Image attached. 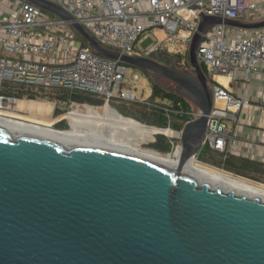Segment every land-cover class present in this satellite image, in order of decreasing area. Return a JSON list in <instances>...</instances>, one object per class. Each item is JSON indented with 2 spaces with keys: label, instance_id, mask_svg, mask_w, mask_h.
I'll return each mask as SVG.
<instances>
[{
  "label": "water",
  "instance_id": "1",
  "mask_svg": "<svg viewBox=\"0 0 264 264\" xmlns=\"http://www.w3.org/2000/svg\"><path fill=\"white\" fill-rule=\"evenodd\" d=\"M28 1L69 21L99 55L176 83L200 112L182 128L178 163L0 125V264H264V200L183 170L202 148L214 102L198 58L204 34L218 23L257 27L264 20L201 13L187 70L176 57L162 62L169 57L163 51L153 57L106 48L63 5Z\"/></svg>",
  "mask_w": 264,
  "mask_h": 264
},
{
  "label": "built area",
  "instance_id": "2",
  "mask_svg": "<svg viewBox=\"0 0 264 264\" xmlns=\"http://www.w3.org/2000/svg\"><path fill=\"white\" fill-rule=\"evenodd\" d=\"M50 1L63 5L104 47L153 57L163 51L170 58L176 57L177 66L187 70L193 69L186 54L201 13L264 20V0ZM157 27L166 36L146 48L139 47L145 32ZM198 49L214 99L202 147L224 157L230 154L264 163V26L214 24ZM140 79L139 72L128 74L126 63L95 52L66 19L28 0H0L1 116L35 123L26 120L17 108L21 99L16 94L18 86L24 87L23 98L27 100H36L30 91L63 88L93 94L104 103L92 105L101 107L111 104L112 98L147 101L137 92ZM6 84L15 86L11 93L6 91ZM70 104L91 105L76 100ZM149 104L163 108L169 117L168 125L157 127L161 130L150 141L159 132L166 134L170 149L159 153L177 160L182 152V128L200 110L196 106L192 111H181L162 101ZM173 113L189 118L180 128H173ZM192 158L201 161L198 153Z\"/></svg>",
  "mask_w": 264,
  "mask_h": 264
},
{
  "label": "bare ground",
  "instance_id": "3",
  "mask_svg": "<svg viewBox=\"0 0 264 264\" xmlns=\"http://www.w3.org/2000/svg\"><path fill=\"white\" fill-rule=\"evenodd\" d=\"M100 108L94 105H86V110L75 109L66 112L65 116L71 123L70 129L58 130L48 125L35 124L1 115L0 125H16L45 132L53 136H69L91 143L128 147L159 161L178 163V159L165 156L148 147H140V143L152 140L154 133L161 130L160 128L148 126L137 119L123 116L111 104L102 106L103 111ZM83 125H87L85 130L81 128ZM133 144L137 146L134 147ZM183 170L195 176L199 181H206L213 186H222L225 190L233 189L237 193H246L249 197H258L264 200L263 182L260 183L246 177L236 176L215 166L200 165L192 157L185 162Z\"/></svg>",
  "mask_w": 264,
  "mask_h": 264
},
{
  "label": "trees",
  "instance_id": "4",
  "mask_svg": "<svg viewBox=\"0 0 264 264\" xmlns=\"http://www.w3.org/2000/svg\"><path fill=\"white\" fill-rule=\"evenodd\" d=\"M176 55V54H175ZM156 57V56H155ZM167 58V57H166ZM186 59L189 60V52L186 54ZM170 60V59H169ZM167 59V63L169 61ZM142 69V68H141ZM146 77L151 81L152 92L146 97L149 103H156L162 101L164 105L170 104L174 109L178 108L181 111H192L196 105L188 100L180 92H171L165 89L161 84L157 83L154 76L147 70L142 69ZM6 91L11 93L15 86H9L6 84ZM25 89L22 86L17 87V95L23 97ZM30 97H45L48 100H52L57 103L54 114L58 116L62 112L63 104L70 105V101H79L86 102L89 104H103L101 98H97L93 94L74 91V93L69 92L66 89H44L41 88L39 91H30ZM147 101H132L129 107L123 108L117 105H114L111 101V105L123 116H128L134 119H137L140 122L147 123L156 127L166 126L169 123V117L166 115L163 108H158L152 104H149ZM170 102V103H169ZM172 127L180 128L183 125V122L189 118L186 114H172ZM56 129H67L69 124L64 118L58 120L57 123L53 126ZM148 148L153 149L158 152H167L170 149V143L166 134L158 133L154 141L149 142L147 145ZM216 151L211 150L207 147H202L201 151L198 153V158L208 164H213L234 173L236 176H242L249 179H252L256 182H264V163L256 162L248 158H241L234 155L228 154L224 157L221 154V157H218L215 153Z\"/></svg>",
  "mask_w": 264,
  "mask_h": 264
},
{
  "label": "rangeland",
  "instance_id": "5",
  "mask_svg": "<svg viewBox=\"0 0 264 264\" xmlns=\"http://www.w3.org/2000/svg\"><path fill=\"white\" fill-rule=\"evenodd\" d=\"M49 15H51V14L49 13ZM250 17H252V16H250ZM145 34H146V36L139 42V47H141V48H146L150 44L156 42L157 39L163 38V37L166 36L164 31L160 27H157L153 32L152 31H146ZM159 59L162 62L167 63L166 62L167 61L166 57H159ZM133 72H139L140 75H141V79L139 81H137V83H136L137 84L138 95L139 96L143 95L144 97H147L152 92L151 81L148 79V77L145 76V74L143 73L142 69L128 65V74H131ZM127 79H129V78L127 77ZM155 80H156L157 83L161 84L168 91L180 92V89H179V87H178V85L176 83H172L171 81H169L167 79H164V78H162L160 76H158V77L156 76ZM44 100H45L44 97H41V99L37 98L36 100H27L25 98H21L19 100V102H18L17 108H18L19 111H21L23 113H26V114H28L30 116L37 117V118H40V119L41 118L51 119L53 117L61 116V118H64V120H66L67 123L69 124V128H67V129H70L71 123L67 119V117L65 116V113L69 112V111H73L75 109H80L82 111L86 110V105H83V104L80 107H77L76 105L72 106L71 104L64 106V104H63V109L64 110H62V112L60 114H58V116H55V114H54V111H55V108H56L55 103H53V101L52 102H50V101L47 102V101H44ZM111 102L114 105L126 108V107L130 106L132 101L113 99L112 98ZM100 110L103 111L102 106H101ZM86 127H87V125H83L81 128H82V130H85ZM146 141H148V140H146ZM146 141H144V142H146ZM144 142L140 143V147L141 148L147 147V145L149 144V142H146V143H144ZM133 146L135 147L137 145L133 144ZM201 149H200V151H201ZM215 153H216V155L218 157H221L220 153H217V152H215ZM197 162L200 163V165H207V166L211 165V166H215L217 168L223 169L222 167L213 165L211 163L208 164V163H206V162H204L202 160L201 161H197ZM232 174H234V173H232Z\"/></svg>",
  "mask_w": 264,
  "mask_h": 264
},
{
  "label": "crops",
  "instance_id": "6",
  "mask_svg": "<svg viewBox=\"0 0 264 264\" xmlns=\"http://www.w3.org/2000/svg\"><path fill=\"white\" fill-rule=\"evenodd\" d=\"M24 97V96H23ZM23 97H21V98H23ZM42 97V96H41ZM41 97H36V98H34V99H37V98H40L41 99ZM65 104V103H64ZM24 118L26 119V120H28L29 119V121H33V122H35V123H38V124H46V125H51V124H53V125H55V123H57L58 122V120L59 119H61V118H58L57 119V117H53V118H51V119H45V118H37V117H35V118H32L33 116H31L30 117V115H28V114H26V113H24ZM37 119H39V120H37Z\"/></svg>",
  "mask_w": 264,
  "mask_h": 264
},
{
  "label": "flooded vegetation",
  "instance_id": "7",
  "mask_svg": "<svg viewBox=\"0 0 264 264\" xmlns=\"http://www.w3.org/2000/svg\"><path fill=\"white\" fill-rule=\"evenodd\" d=\"M167 59H168V60H169V59L171 60V58H170V57H167ZM170 60H169V61H170ZM170 62H171V61H170Z\"/></svg>",
  "mask_w": 264,
  "mask_h": 264
}]
</instances>
